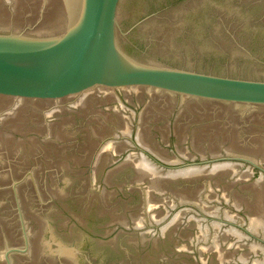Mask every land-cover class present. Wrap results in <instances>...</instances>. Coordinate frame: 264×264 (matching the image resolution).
I'll list each match as a JSON object with an SVG mask.
<instances>
[{"label": "water", "instance_id": "water-1", "mask_svg": "<svg viewBox=\"0 0 264 264\" xmlns=\"http://www.w3.org/2000/svg\"><path fill=\"white\" fill-rule=\"evenodd\" d=\"M0 264H264V0H0Z\"/></svg>", "mask_w": 264, "mask_h": 264}]
</instances>
